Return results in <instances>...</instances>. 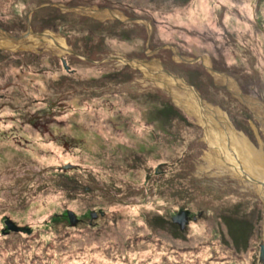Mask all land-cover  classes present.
I'll list each match as a JSON object with an SVG mask.
<instances>
[{"label":"rangeland","instance_id":"rangeland-1","mask_svg":"<svg viewBox=\"0 0 264 264\" xmlns=\"http://www.w3.org/2000/svg\"><path fill=\"white\" fill-rule=\"evenodd\" d=\"M93 7L138 21L101 18ZM28 17L55 24L43 28L52 35L46 42L0 50V264H264V193L244 174L225 175L215 151L208 155L201 126L177 99L179 87L149 69L136 72L127 89L119 76L101 79L89 92L102 84L104 94L94 98L78 96L73 84L126 64L143 68L134 60L169 44L201 60L181 62L167 48L150 57H162L264 153V0H0L5 30ZM53 40L80 56L89 52L93 62ZM205 61L237 80L248 108ZM160 162L166 172L157 180L152 168ZM182 209L180 227L171 216Z\"/></svg>","mask_w":264,"mask_h":264},{"label":"bare ground","instance_id":"bare-ground-1","mask_svg":"<svg viewBox=\"0 0 264 264\" xmlns=\"http://www.w3.org/2000/svg\"><path fill=\"white\" fill-rule=\"evenodd\" d=\"M34 37L35 36L29 38L34 40ZM58 43L60 46H64L61 41ZM0 46L15 48L17 43L10 42L0 33ZM153 67L156 66L153 65ZM153 70H155L157 74L155 77L159 79V82L168 87H171L173 83L175 84V80L160 72L159 66H157L156 69L153 68ZM181 84L183 85L180 88L181 90L176 92L177 99L181 103L180 106L183 107L185 112L196 118L195 120H197V123L201 126L203 130V141L210 150L208 155H212L211 150L215 151V158L217 159L216 164L222 168L225 175L226 172L232 177H234V174L239 176L244 174L246 177L251 178L249 181L255 183L260 194H263L264 153L255 149L246 136L235 130V128L229 123L226 115H224L218 108L206 102L201 103L197 96L185 84H183V82L179 81L176 83L178 86ZM208 162L211 163L210 160H208Z\"/></svg>","mask_w":264,"mask_h":264},{"label":"water","instance_id":"water-1","mask_svg":"<svg viewBox=\"0 0 264 264\" xmlns=\"http://www.w3.org/2000/svg\"><path fill=\"white\" fill-rule=\"evenodd\" d=\"M61 8H63V6ZM93 8H94V10H92L91 12H102V14H98L101 18H113V19H117V20H120V21H130V22H137L138 21L137 18H128V17H125L119 11L112 10L110 8H107V7H103V8L93 7ZM36 9H38V8H36ZM66 9H68V10H77V8H75V7H66ZM84 9H85L84 7H80V8H78V11L84 10ZM113 11H114V13H113ZM150 29L151 28L149 26H147V32H148L147 45H149V42L151 40V35H152V31ZM0 33L3 35V37L7 38L10 42L17 43V46L15 48H20L21 44L25 40L29 39V36L30 37L35 36V37H38L41 40H43L42 37H44V36L51 37V34L48 33V32H45L44 30L41 31V32H33L31 30V27H30L29 17H28V20L26 22V30L24 32L19 33L17 35H14V34L8 32V31H6L5 29H3L0 26ZM54 43L56 44V46H58L62 50H65V51H67V52H69L71 54H74L76 56H79V57H81V58H83L85 60H90L87 57L78 55L77 52H75L74 50H72L71 48H69L67 46H64V47L60 46V44L57 41H54ZM0 48L1 49H12L11 47H7V46H0ZM159 48H167V49H169L170 51H172L174 58L176 60L181 61V62H189L190 63V62L196 61L197 59H200V57H198V58H189V57L183 56V55H181V53L179 52V50L176 47L171 46L169 44H163V45H160V46L154 48L153 50H147L145 52V54L146 55H152ZM110 58L111 59H115V60L116 59L122 60L124 63H127L128 62L127 60H125L123 58H120V57H117V56H111ZM61 61H62V64H63L64 68L66 70H68L69 69V66L66 64L64 58H62ZM134 61L136 63H139L140 62L139 60H134ZM150 61H153V62L157 63V65L159 66L160 72L163 75L166 74V75L170 76L171 79L175 80V85L179 81L180 82H183V84H185L197 96L198 100L201 103H204L205 102V100H203V98L201 97V94L198 92V90L194 86H192L191 84L185 82L182 78L176 76L175 74H173L169 70H167L163 66V64L161 63V61L159 59L144 60L143 62H150ZM142 66H144V64H142ZM203 66L214 77V79H221L223 81V84L224 85H227L226 86L227 87V90L232 95H234L239 101H241L248 108V105L250 103V100H249L250 99V96L247 95V94H245L242 91V89L240 88V85L238 84L237 80L234 77L230 76L226 72H221V71H218V70L214 69L209 64V62H207V63L206 62L205 63L203 62ZM156 80L159 81V79H157V78H156ZM176 86L179 87V88H181L183 85L181 84L180 86H178V85H176ZM260 117H264V116H260ZM66 167H71V165L69 164V165L63 166V168H66ZM246 178L249 179V180H251V178H248V177H246ZM171 220H172V222L177 223L180 227H183L184 223L187 221V219H186V211L182 210V211H180V212L172 215L171 216ZM8 226H9V228H12V224L11 223H9ZM259 246H260L259 261L263 262V260H264V243H260Z\"/></svg>","mask_w":264,"mask_h":264},{"label":"trees","instance_id":"trees-1","mask_svg":"<svg viewBox=\"0 0 264 264\" xmlns=\"http://www.w3.org/2000/svg\"><path fill=\"white\" fill-rule=\"evenodd\" d=\"M36 15V14H35ZM32 21V20H31ZM11 22V21H10ZM34 22V21H33ZM49 22H51L52 24H55V20H54V18L52 17V18H47L46 20H44V23L41 25H34V23H32V22H30V26H31V28L34 30V31H40L41 29H43V28H45V26L49 23ZM64 22V17H62V20H61V23H63ZM95 24H97L96 26H98V25H100V23L99 22H97V21H93ZM11 24V28H9L8 30L11 32V33H13V34H17V33H15L14 32V30L13 29H15V28H18V29H21V30H25V28H26V24H25V20H24V18H23V20H22V22H21V24L20 25H17V26H15L12 22L10 23ZM82 25H89V24H82ZM0 26H1V24H0ZM107 26V24H105V26L104 27H106ZM2 27V26H1ZM66 27H68V25L67 26H65V28ZM88 27V26H87ZM99 27V26H98ZM90 28V27H89ZM61 29V28H60ZM61 31V30H60ZM111 31H113L114 33H115V31L113 30V29H109L108 31H107V33H109V32H111ZM70 32V31H69ZM106 33V34H107ZM71 34V33H70ZM122 36H124L123 34H122ZM86 37H87V40H91V35H90V33L89 32H87L86 33ZM71 40L72 41H74V37L71 39L70 37H67V42L69 43V44H72V42H71ZM97 44H103V43H101V42H97ZM73 46V45H72ZM83 46L85 47V48H87V45H85V44H83ZM75 51V50H74ZM76 52V51H75ZM83 52H86V51H83ZM180 52V51H179ZM37 58H41V55H39V56H36ZM87 58H89L90 60H86L87 62H89V63H92L93 62V59H94V57L92 56V55H90L89 54V52H87ZM151 57L150 56H147V55H145V54H143V56H141V59H150ZM65 59V58H64ZM160 60H161V62H162V64H164V67L166 68V69H168V70H170V67H168V65H166L165 64V60L162 58V57H160ZM51 61H54L53 60V57H51L50 58V60H49V62H51ZM169 61H171L172 63H174L172 60H170L169 59ZM62 62V61H61ZM55 64V66L56 67H58V68H61V63H59V62H55L54 63ZM62 66H63V64H62ZM69 66V65H68ZM125 67V69H123V68H121L117 73H111V72H108V73H101L99 76H95V75H91L90 77H87L86 79H79V80H77L75 83H73V84H76L75 86H76V89L78 88L79 90H81L80 92H79V95L78 96H80V95H83V94H85L86 93V95H88L89 96V90H90V87H92V86H94V85H96V84H98V83H101L100 82V80L101 79H103V78H107V77H111V76H115V77H118V79H117V85H119V86H121V87H123L124 89H127V88H129L131 85H132V83H131V85H128L129 84V82L132 80V78H133V76H134V74L136 73V72H138V73H140L137 69H135V68H131L130 66H128V65H126V66H124ZM70 70V71H69ZM69 70H67V72H74L75 71V69H71L70 68V66H69ZM94 71H98L97 69H94ZM76 72V71H75ZM127 84V85H125V84ZM103 87V85L102 84H100V85H98L95 89H91V91H93V92H90V94H91V96L94 98V97H97V96H101L102 94H104V91L103 90H101V88ZM227 90V89H226ZM228 91V90H227ZM229 92V91H228ZM245 92V91H244ZM68 98L69 99H71V96L70 95H68ZM58 117V116H57ZM178 117H182L181 115H178ZM182 119V118H181ZM56 120V119H55ZM146 162V159H145V157H144V160L143 161H141L139 164H141V165H143L144 163ZM179 163V162H178ZM177 163V164H178ZM176 164V165H177ZM181 167L179 166V168L178 169H180ZM58 169V168H57ZM58 178L59 179H61V173H59L58 172ZM67 179L65 178V181H66ZM74 185H76V183L75 182H73L72 183V185H71V187H74ZM91 189V191H93V192H96V190H98V189H100L101 187H98V186H91L90 187ZM182 210H186L187 211V209H182Z\"/></svg>","mask_w":264,"mask_h":264},{"label":"flooded vegetation","instance_id":"flooded-vegetation-1","mask_svg":"<svg viewBox=\"0 0 264 264\" xmlns=\"http://www.w3.org/2000/svg\"><path fill=\"white\" fill-rule=\"evenodd\" d=\"M118 11H120L119 9H118ZM121 12V11H120ZM31 27V26H30ZM3 28V27H2ZM4 29V28H3ZM25 30H26V28H25ZM24 30V31H25ZM31 30L33 31V32H41V31H43V29L42 30H40V31H34L32 28H31ZM7 31V30H6ZM9 32V31H8ZM11 33V32H10ZM20 33H22V32H20ZM13 34V33H12ZM19 34V33H18ZM14 35H17V34H14ZM33 37V36H32ZM43 38V40H41V39H39L38 37L36 38V37H34V40H32L33 42H35V44L38 42V41H43V42H46L45 41V37H42ZM28 40H30V38L29 39H27V41ZM25 42H26V40H25ZM25 42H23L22 44H21V46L22 45H24L25 44ZM20 46V47H21ZM72 49V48H71ZM0 50H1V48H0ZM4 50H10V49H4ZM53 52H54V50H52ZM140 60H145V59H140ZM126 65H128V66H130L129 64H126ZM131 68H135V67H132V66H130ZM65 69V68H64ZM135 69H137L140 73H142L141 72V70H139V68L137 67V68H135ZM66 70V69H65ZM69 70V69H68ZM70 71V70H69ZM90 92H93V91H90ZM90 92H89V94H90ZM112 94H114V92L112 91L111 92V95ZM110 96V95H109ZM5 127H6V129H7V127H8V125L5 123ZM6 131V130H5ZM5 133H7V132H5ZM61 151V154H62V149L60 150ZM62 155H65V154H62ZM164 164H161V162L160 163H158V164H156V165H154L153 166V168H152V172L155 174V177L157 178V180L159 179V178H161L164 174H165V170H163L161 167H163V166H165L166 164H165V162H163ZM145 164H146V162L143 164L144 166H145ZM160 164V165H159ZM151 169V168H150ZM181 169V168H180ZM57 170H61V168H59L58 167V169ZM175 170V169H174ZM176 171V170H175ZM148 178H149V174H147L146 176H145V181H144V184L145 185H147L148 183H149V181H148ZM86 188H89V189H91L90 187H86ZM102 215L103 214V212H99V215ZM98 217V215H96L95 216V218H97ZM6 218V220H5V224H9V223H11L12 224V226L14 225V222L10 219V218H8V217H5ZM4 218V219H5Z\"/></svg>","mask_w":264,"mask_h":264},{"label":"clouds","instance_id":"clouds-1","mask_svg":"<svg viewBox=\"0 0 264 264\" xmlns=\"http://www.w3.org/2000/svg\"><path fill=\"white\" fill-rule=\"evenodd\" d=\"M45 38H47L46 36H44ZM147 56H151V55H147ZM89 59V58H88ZM141 58H138L137 60H139L140 62L139 63H141V64H144V66H143V68L145 69V71H143L140 67H139V69L141 70V72L142 73H145L148 69L150 70V72H151V74H153V76H156L157 74H156V72H155V70H153V68H149V66H151V63L153 62V61H150V62H143L144 60H140ZM154 59V58H153ZM145 60H152V58H150V59H145ZM155 63V62H154ZM125 64V63H124ZM146 66V67H145ZM155 69H156V67H154ZM68 164H70V163H68ZM61 168V167H60ZM186 216H187V211H186Z\"/></svg>","mask_w":264,"mask_h":264}]
</instances>
